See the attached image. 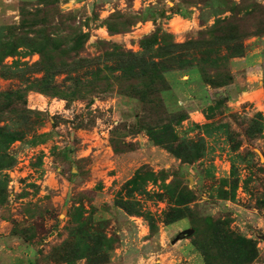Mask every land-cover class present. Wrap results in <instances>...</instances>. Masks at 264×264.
<instances>
[{
    "label": "rangeland",
    "instance_id": "obj_1",
    "mask_svg": "<svg viewBox=\"0 0 264 264\" xmlns=\"http://www.w3.org/2000/svg\"><path fill=\"white\" fill-rule=\"evenodd\" d=\"M0 264H264V0H0Z\"/></svg>",
    "mask_w": 264,
    "mask_h": 264
},
{
    "label": "trees",
    "instance_id": "obj_2",
    "mask_svg": "<svg viewBox=\"0 0 264 264\" xmlns=\"http://www.w3.org/2000/svg\"><path fill=\"white\" fill-rule=\"evenodd\" d=\"M154 103H155V105H156L157 108L161 107V105H160V100H159L158 96L155 97ZM156 145H157V144H156ZM178 219H179V218H178Z\"/></svg>",
    "mask_w": 264,
    "mask_h": 264
}]
</instances>
